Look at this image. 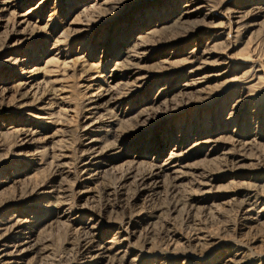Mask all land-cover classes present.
Returning a JSON list of instances; mask_svg holds the SVG:
<instances>
[{
	"label": "rangeland",
	"instance_id": "rangeland-1",
	"mask_svg": "<svg viewBox=\"0 0 264 264\" xmlns=\"http://www.w3.org/2000/svg\"><path fill=\"white\" fill-rule=\"evenodd\" d=\"M75 1L40 5L42 0H24L0 28V220L14 223L22 211L33 213L28 215L32 239L22 248L30 251L20 256V251L7 249L10 256L2 264H120L116 261L122 257L125 264H171L177 255V264H225L237 254L241 264H264V217L257 222L245 215L249 193L264 183V121L254 116L256 108L263 107L264 75L255 89L246 91L244 81L230 74L209 79L203 93L178 94L192 68L200 69L193 79L221 72L215 67L217 56L209 52L222 51L230 42L235 54L264 62V15L257 19L259 26L224 42L227 37L216 34L226 22L223 15L202 25L199 18L185 15L195 6L184 8L182 1L161 0L158 5L117 0L85 17L79 13L82 5L108 0H82L76 8ZM208 1L218 13L227 8L224 0ZM38 6L31 18L38 29H19L18 19ZM146 12L151 13L144 19ZM81 16L83 22L91 17L90 26L100 22L72 35L69 24ZM180 17L187 18L183 25L176 22ZM141 18L144 23H137ZM47 25L50 33L43 31ZM163 26L167 28L145 39V59H126V52L133 50L126 42ZM117 63L152 76L140 91L137 86L130 89L132 97L123 106L110 107L109 114L89 115L92 95L105 94L115 85L109 75ZM32 70L37 84L22 104L52 95V111L46 115L34 108L19 111V104L8 107L23 99L17 84L21 74ZM179 70L184 74H176ZM92 79L97 82L90 83ZM96 121L101 125L86 132ZM22 127L38 134L20 148L15 131ZM244 133L254 135L245 138ZM96 138L100 149H122L126 156L104 163L103 174L85 173L82 152ZM209 138L213 143H203ZM138 151L147 155L138 156ZM171 153L184 155L186 175L177 181L171 178L180 174L170 172L155 190L141 192L151 166L161 165ZM133 159L137 165L130 162ZM89 173L93 178L86 182ZM32 191L27 204H20ZM259 194V201L253 199L254 213L264 210V193ZM68 209L70 218L57 220ZM6 228H0V238L10 237ZM89 233L98 238L90 247L103 244L110 249L103 255L113 260H90L83 248Z\"/></svg>",
	"mask_w": 264,
	"mask_h": 264
},
{
	"label": "bare ground",
	"instance_id": "bare-ground-1",
	"mask_svg": "<svg viewBox=\"0 0 264 264\" xmlns=\"http://www.w3.org/2000/svg\"><path fill=\"white\" fill-rule=\"evenodd\" d=\"M23 1L24 0H0V28L2 27V22L5 19V17L7 15H10L11 13H13L17 9V7L19 5H21V3H23ZM46 1H48V0H42L40 5H42L43 3H46ZM81 1L82 0H78V1L76 0L75 1V2H77L75 8L77 7V5L81 6V4H79ZM116 1L117 0H108L102 4L95 2L94 4H91L87 7H84L85 6V4H84V5H82L83 8H82L81 12H79V13H84L83 15L85 17L88 12L98 11V8L102 7V5L110 6L113 3L115 5L118 4ZM146 1L149 4L159 3L158 5H160L162 3L161 0L156 1V2L154 0H146ZM173 1L174 2H180V1L184 2V8L195 6L192 10L185 12V15H190L191 17L196 18V19L199 18V22L202 25L204 24V22H206L210 18L223 15L226 19V22L223 23L222 27L220 28L221 30L219 29L216 34H217V36L225 35L227 37V39L224 42H226L227 40H231L235 36H242V35L246 34L247 32L251 31L256 26H259V22H257V19L264 15V0H257L255 3H251V4H246V3L238 1V0H224L223 1V8H226V7L227 8L225 9V11H223V14H221L220 12L219 13L216 12V9H215L213 2L208 1V0H173ZM68 4L69 3H67V5ZM114 6L112 8H114ZM246 7H250L248 12L245 11ZM40 9H41V7H39V6L34 7V8H32L31 11L27 12L26 14H23L18 19V21L16 22V25L18 26V28L21 30H25L26 28H33L34 30H37L38 26L35 25L33 22H31V18L35 15L36 11L40 10ZM70 10H72V9H70ZM103 10L106 11L105 9H103ZM146 13H145V15H143L144 19L146 18V16H149V13H151V12H146ZM81 18H82V16L79 17L78 19H74L69 24L71 27L72 35H73V33L75 35L83 33L86 31V28H92L94 25H96L100 22L97 20V22L95 21V23H93V25L90 26L89 24H90L91 20H89V19L91 17L87 18L88 21H86V22H83L81 20ZM143 18H141L139 21H137V23H139V24L144 23ZM186 19L187 18H185V17L184 18L180 17L176 22L179 23L180 25H183V22L186 21ZM140 26L142 27V25H140ZM166 28L167 27L163 26L159 30L158 29H151L148 32H145L143 35H140V34L136 35L131 40H129V42H126L127 44L133 45V50H129L126 52V59L131 60V61L145 59V56H147V50L149 47L148 46L149 44H146L145 39H147L148 36H153V35H156L157 33H160V30H163V29L165 30ZM43 31H45L46 33L51 32L48 25L44 28ZM217 36H212V38L215 39V38H217ZM221 43L222 42H220L219 44H221ZM209 54H214L217 56V61H215V63H216L215 67L221 69L222 71L219 72L218 74L214 75V76L209 77V78L202 77L199 79H193L198 75L200 69H197V68L196 69L192 68L191 70L188 69L189 70L188 75L191 78L189 79V81L187 83H185L183 85L184 88L178 92L179 96H187L192 92L193 93H203L204 90L209 88V86H208L209 81H210L209 79H211L213 77H221V78L227 77L230 74H235L236 81H244L245 86H244V88H242L243 91H246L249 89H255L256 86L260 84L261 79H262L261 75L262 74L264 75V62L262 60L256 58V57L249 56L246 58V57H241V56L235 54L234 44L232 42H230V44L226 45L222 51H211V52H209ZM194 58H195V56H194V52H193L191 54V59H194ZM14 63L15 64L19 63V60H15ZM191 63H192V61L190 62V64ZM178 73H179V75H182V74H184V70H179L176 72V74H178ZM35 75H36V72H34L33 70L24 72L23 74L20 75L21 78H20L19 83L17 84V88H18V90L24 92V94L22 95L23 99L20 101V103L10 102L8 107L9 106H16L19 104V106H16V107H18L19 111L22 110L25 112V111H27V108H34L37 111H39V115H46L47 113L52 111V107H53V103H52V99H51L52 95H45L42 98H36L30 104H22L31 97L30 95L32 94L34 87L37 84V80H36ZM151 76H152V74L150 72L143 71L142 69H140L139 67H136L134 65L128 67V66H125L123 63H117L109 75V80H111V83H115V85L114 86H108V89L106 91H104L105 94H100V95L94 94V95H92V102H90L91 112H88V113H90L89 115L101 114L102 112L104 113V115L109 114L110 110H108V109L110 107H112L114 105H116V106L122 105L123 106L124 102L127 99H130L132 97L128 94L130 92V89L131 88L133 89L134 87L137 86L139 88V91H140L145 86V84L149 81ZM96 82L97 81H93V79L90 80V83L95 84ZM89 84L87 85V87L91 88V86ZM100 89H102V86H99V90ZM127 90H128V92H127ZM251 92H249L248 95H251ZM44 93H46V92H44ZM136 93L138 94V91ZM132 95H134V94H132ZM163 103H165V102H163ZM237 103H239V102H237ZM262 105H263V107H257L256 111L254 112V116H256L257 120H259L260 122L264 121V102L262 103ZM21 113H19L18 115H21ZM234 115L235 114H230V117L233 118ZM126 116H127V112H124L123 118ZM40 117H42V116H39V118ZM120 119H121V117H120ZM120 119H118V120L120 121ZM112 124H110V125H112ZM98 125H101V124H99V122H97V121L90 123L86 127L85 131L86 132L91 131V130H93V128H96ZM113 127H111V128H113ZM99 128L103 129L104 127H99ZM110 131L111 130H109L108 132H110ZM15 132H16L17 139L20 140V142H19L21 144V145H19L20 148L28 146L29 140H31L32 138H34L38 134L37 130L29 129V128H25V127L18 128V129H16ZM87 135L88 134H86V136ZM243 135L245 138H247V137H253L254 134L253 133H250V134L244 133ZM123 138H126V136ZM210 138L207 139V141L203 142V143H213V140ZM98 141L99 140L97 138L92 140L89 144L86 145L84 151L82 152L83 154L81 153L83 155L82 156L83 157L82 167H83V171L85 173H88L92 170H97L98 174H101V173L103 174V173H105V171H103L104 170L103 169L104 163H106V162H119L124 156H126V154L122 151V149L117 151V152H113L112 149L110 150L111 147L100 149L98 147V144H97ZM250 143L251 142H246L245 144H250ZM139 151L137 152L138 156H146L147 155L144 152H139ZM38 154L39 153H37V156H39ZM89 157H91L90 160H88ZM208 157H210V155ZM34 159L37 160L36 156L33 158V160ZM130 162L134 165L138 164L137 159H133ZM228 162L229 161L226 160L224 164H228ZM184 164H185V157L182 153H171L164 160V162L161 165L151 166L150 172L148 173V175L144 176V178L141 181L142 182L141 183V188H142L141 192L155 190L158 187V185L160 184L159 179H162L163 176H165V178H169L170 172L173 174L174 173L180 174L179 176H177L175 178H171V179H174L177 181L181 180L186 175V173L183 172V169L188 167L186 164H185L186 166ZM57 168L62 169V167L59 164L57 165ZM60 169H59V171H60ZM97 173L95 175L96 177H97ZM88 175L89 176L87 178H85L86 182L91 181V179L93 178V176H90V173ZM203 185H204V183L201 186H203ZM35 192L36 191H32L30 193L31 196L22 197L20 200V204L26 205L27 201L30 199V197H32L35 194ZM260 192L264 193V183L262 185L255 187V189L252 190L251 193H249L248 202L246 203V205H249V209L245 214L247 216V220H249V221H257L258 222L260 220V218L264 217V210L259 212V213H254L256 206H255V201L253 199H255L256 201H259L260 200L259 199V197H260L259 193ZM30 207L32 210H33V208H34V210H36L35 207H38V206H30ZM69 211L70 210L68 209L65 212H61L58 215V217H56L57 220H60V219L65 220V218H70L71 214L69 215ZM29 213H32V212H30V211L25 212V210L22 211L15 218V221L13 220L14 223H12L11 220L10 221L8 220L4 224V222H2V221H4V219L2 221L0 220V228H2V226L7 227L6 231L8 233H6V234H9V232L11 234L10 237L6 238V235H5V236H2L0 238V264H2L4 258L10 256V254L6 253L7 249L12 248L16 253L20 251V254H19L20 256L28 253L29 249H27V248L22 249V248L25 247L30 242V240L32 239V229H31L32 219L30 218V216H28ZM8 223L10 224L9 226H7ZM91 229L93 230L96 228H91ZM85 235L86 236L83 238L84 242H85V244H84L85 246H83V248H84V252H87L89 255H91L89 257L91 261L106 260V259H108V261L113 260V259H110L108 256L103 255V251H105V250L110 251V249H106L105 247H103V244H99L97 249H93L94 246L90 247L91 244H94L98 239L95 234L89 233L88 235L87 234H85ZM125 241H127V240H125ZM79 248H80V246H79ZM11 254H13V253H11ZM125 254H127V252H125L124 255ZM237 258H238V254L235 255V257L233 259L227 260V262H225V264H228V263L229 264H241V260H236ZM178 259H179V256L178 255L175 256L173 261L171 260L172 261L171 264H177ZM116 262H118L120 264H125V262H127V260L122 257ZM183 263L185 264V262H183Z\"/></svg>",
	"mask_w": 264,
	"mask_h": 264
}]
</instances>
